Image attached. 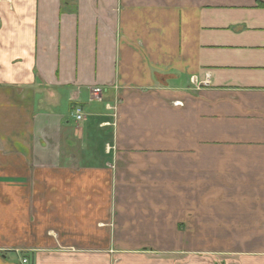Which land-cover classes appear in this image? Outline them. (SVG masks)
I'll list each match as a JSON object with an SVG mask.
<instances>
[{"label": "crops", "instance_id": "0c3cea01", "mask_svg": "<svg viewBox=\"0 0 264 264\" xmlns=\"http://www.w3.org/2000/svg\"><path fill=\"white\" fill-rule=\"evenodd\" d=\"M24 259L264 264V0H0V264Z\"/></svg>", "mask_w": 264, "mask_h": 264}, {"label": "built area", "instance_id": "2783aa9c", "mask_svg": "<svg viewBox=\"0 0 264 264\" xmlns=\"http://www.w3.org/2000/svg\"><path fill=\"white\" fill-rule=\"evenodd\" d=\"M72 115L75 119V121L79 122L83 120V113L79 106H74L72 110ZM22 264H28V261L26 259L22 260Z\"/></svg>", "mask_w": 264, "mask_h": 264}]
</instances>
